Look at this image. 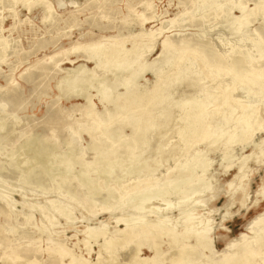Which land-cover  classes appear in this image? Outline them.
I'll list each match as a JSON object with an SVG mask.
<instances>
[{
	"label": "rangeland",
	"instance_id": "1",
	"mask_svg": "<svg viewBox=\"0 0 264 264\" xmlns=\"http://www.w3.org/2000/svg\"><path fill=\"white\" fill-rule=\"evenodd\" d=\"M218 1L221 10L215 13L203 5L193 9L195 0H0V104L5 105V110L0 109V199L15 202L14 208L8 210L0 201V264H4L3 256L11 255L15 248L34 254L30 258H34L36 264H58L59 259L51 253L57 248L56 242L68 253L82 256L92 264H96L98 258L100 264H105L111 257L116 258L118 264H126L135 252L138 239L134 237L130 244L112 250L100 249V245L105 238H114L117 231L124 228L123 222L117 223V220H126L139 213L133 209L137 203L133 199L138 193L131 189L132 186L142 182L138 189L157 188L167 177L184 176L185 161L204 152L202 156L208 162L205 174L201 175L199 169L195 171L201 180L190 183L185 195L181 192L178 196H167L172 202L169 212L164 211L166 203L162 197L145 198L149 200H143L144 218L155 220L158 214L154 212L158 208L160 217H167L174 225L177 223V231L183 228L181 215L185 213L195 218V227L208 223L214 255L207 249H197L189 264H218V256L229 243H235L241 234L252 235L248 225L254 218L264 215V144L257 146L264 140V129L255 126L250 139L234 143L225 154L221 145L209 148L201 142L184 148L176 132L181 125V113L173 108L170 123L160 125L158 134L150 132L147 144L138 150L142 153L140 159H136L138 164L134 163L130 168L127 158L122 157L119 164H113L107 170L103 163L92 167L95 152L90 146V136L95 137L97 144L101 138L106 140L108 137L100 132L90 135L79 131V125L91 124V119L83 115L86 103L77 97L81 93L72 92L70 99H66L59 91L65 85L60 83L62 78L72 75L71 71L78 65L93 68L92 62L72 49L105 38H129L140 32L153 34L155 49L147 55V62L159 53L164 39L175 48L182 43L190 46L202 43L199 50L216 54L243 51L245 55L246 50H250L248 57H254L256 52L252 44L264 42V0ZM238 7L243 8L247 23L232 33L230 30L237 23L235 19L240 16ZM134 13L141 15L140 21L145 19L142 27L136 24L138 20ZM170 20L174 21L169 25ZM204 44L205 48L202 47ZM114 78L110 75L102 82L110 89ZM154 81V76L146 72L136 79V84L149 92ZM88 82L85 80L75 90L92 96L93 109L101 114L104 108L99 102L98 84ZM190 90L187 85L180 86L174 92L178 91L173 100L190 97ZM117 91L123 93L120 87ZM235 95L246 97L242 89ZM214 118L216 116L210 120ZM261 119L258 124L264 122V115ZM129 131L125 130V137L130 135ZM72 132L75 134L69 144ZM34 133L48 138L47 144H50L46 148L48 155L41 157L42 160L34 159L37 164L21 146L23 140ZM102 150L99 148L98 151ZM119 150L118 153L124 156V151ZM161 150L162 156L155 161ZM69 157L78 162L67 165ZM87 167L94 170L81 177ZM30 169L33 173L25 182L23 177ZM89 183L95 184L98 195H85ZM196 184L199 187L208 184L209 189L191 196L190 190L196 188ZM48 200H54L55 207L62 209L61 213L70 211L69 220L50 207ZM195 201L197 205L193 204ZM31 206L34 208L30 210ZM41 208L45 209L49 222L41 217ZM26 214H32V219L25 224L23 215ZM100 226L104 227L106 235L99 236L96 241L90 240L87 249L83 243L86 229ZM135 231L140 232L137 228ZM48 235L53 241L47 242ZM159 243L163 253L155 264H169L175 250L169 246L167 238ZM152 256L146 246L140 248V258ZM68 263L69 256L63 259V264Z\"/></svg>",
	"mask_w": 264,
	"mask_h": 264
},
{
	"label": "bare ground",
	"instance_id": "2",
	"mask_svg": "<svg viewBox=\"0 0 264 264\" xmlns=\"http://www.w3.org/2000/svg\"><path fill=\"white\" fill-rule=\"evenodd\" d=\"M193 5L195 10L200 5L211 8L215 13L221 10L218 0H195ZM238 10L240 11V16L235 19L237 23L232 26V30H230L232 33L238 32L247 23L243 8L238 7ZM187 14L193 16L192 13ZM134 17L138 20L136 24L142 27L145 19L140 21L141 15L138 13H134ZM173 21L170 20L168 22L169 25ZM154 38L155 36L151 33L140 32L133 37L105 38L72 49L74 53H80L85 56L87 61L92 62L93 68L90 70L83 64L78 65L71 71L72 75L62 78L60 83H65V85L59 91L66 99H70V93L72 92L81 93L77 97L80 96L85 101L86 107L83 115L86 119H91V124L89 126L79 125V131L81 129L90 135L100 132L103 136L108 137L106 140L101 138L99 144H97L95 137L90 136V146L95 152L94 160L91 163L92 167L103 163L108 170L113 164H119L122 157L127 158L130 168L132 164H138L136 159H140L139 157L142 155L138 150L142 147L144 148L147 144L150 132L153 134L159 133L161 130L160 125L170 123L169 120L173 113V108L181 113L179 116L181 125L176 132L178 138L183 142L184 148L192 147V145L201 142L205 143L209 148L221 145L225 154L234 143H241L250 139L255 131L253 129L255 126H257V129H264V122L262 124L257 123L258 119H261L262 115H264V102L262 103L264 100V42H254L252 49L256 52V55L248 57L250 50H246L247 55L243 54V51L221 54L217 52L216 54V52L210 50H201V48L199 50L198 48L202 43H197V46L182 43L179 48H175L164 39L161 42L159 53L155 55L151 62H147V55L155 49ZM128 42L129 44H127ZM202 47L205 48L206 44ZM69 62L70 64H75L73 61ZM146 72L151 73L155 79L152 90L149 92H144L136 84V79ZM119 74L121 77L114 78V76ZM110 75L114 78V84L109 89L102 81ZM86 76L88 79H86ZM84 79L89 80L91 85L94 82L98 84L99 102L104 108L101 114L96 113L93 109L92 96L85 95L79 89L75 90L76 87L83 85ZM186 85L191 89V92H188L191 96L186 98L182 96L180 101L173 100L175 99L174 94L178 93V91L174 92L180 86L186 87ZM119 87L123 90V93H118L117 89ZM240 89L244 90L246 97L235 95ZM180 95L179 97H181ZM0 109L1 111L5 110L3 103L0 104ZM212 116H216V118L210 120ZM126 129L130 130L128 137L124 135ZM74 134L75 132H72L68 141L69 144H71ZM48 140V138L34 133L28 135L21 146L23 150L26 149V154L31 155L33 162L37 164L34 159L39 160V158L48 155L46 152V148L50 147V144H47L49 143ZM262 144H264V140L257 146L260 147ZM99 148H103L102 152L98 151ZM120 148L124 151V156H122V153H118ZM204 154L205 152L201 153V155L194 154L191 156L190 159L185 161L183 166L184 169L182 171L186 170L185 175L167 177L168 179L166 178L165 181L163 180L158 185V189L154 187L151 189L146 188L145 190L138 189L142 182L132 186L131 189L137 190L136 193H138L135 200L133 199V201L137 202L133 209L134 211H139V213L137 216H131L126 220H121V218L117 220V223L123 222L124 228L118 230L117 236L114 238H105L100 245V249L112 250L117 246L128 245L131 243L132 238L135 237L139 242L135 244V252L129 256L126 264H155L158 262V258L163 253L160 249L159 241L163 238H167L169 246L175 250L171 254L169 264H189L192 261V255L197 249L201 251L207 249L212 253L213 245L209 237L211 229L208 223L195 227L193 225L195 218L190 213L188 215L185 213L181 215L183 228L177 231V223L174 225L167 217L159 216L160 209L156 208L155 212L153 210L154 213L158 214L153 221L146 220L143 213L145 211L143 206L145 202L143 200L148 201L149 199L145 198L157 199L158 197L164 199L163 201L166 203L164 211L169 212L172 209V202L168 197L172 194L178 196L181 192H184L183 194L185 195L187 193L186 187L190 183L197 179L201 180V177L197 176L195 171L199 169L202 173L201 175L206 171L208 162L202 156ZM160 156H162V150L155 156V161ZM47 161L45 160V162ZM76 161V158L69 157L66 164L71 165ZM124 161L123 164L125 163ZM147 163L149 165L150 162ZM40 165L42 166V164ZM44 167L42 168L44 169ZM93 170L87 167L83 170L81 177H85ZM182 171L180 170L179 172L181 173ZM32 173V169H30L23 177V181L28 182V178H31ZM41 174L45 175V172H41ZM145 181L146 179L143 182ZM200 182L202 183V181ZM200 182L197 181L196 183L200 184ZM207 185L203 184L202 187L200 186L201 188L197 185L196 188L190 190L192 191L191 196L209 189ZM86 188V196L99 194L98 188L93 183H89ZM112 196L113 194L110 192V197ZM0 201L3 202L4 207L8 210L15 206V202H11V200L0 199ZM47 203L55 211L61 213L62 209L55 207L54 200H48ZM194 203L197 205L196 201ZM33 208L34 206H31L29 209ZM39 213L44 220L49 222L45 209L41 208ZM61 215L68 221L71 213L64 210ZM23 219L25 224L28 223L32 219V214L23 215ZM136 228L140 232H136ZM248 229L252 235L246 237L247 235L241 234L235 243H229L223 253L218 256V264H264V215L254 218L248 225ZM37 230L43 232V229L37 228ZM9 232L7 231V233ZM85 232L86 236L83 239V243L86 248L89 246L90 240L96 241L99 236L104 237L106 235L103 226H100V228H87ZM47 237V242L53 241L51 235ZM190 240L194 243L190 244ZM188 242L189 244H186ZM55 245L57 248L51 253L55 259H59L58 264H63V259L67 256H69L68 264H92L82 256L68 253L61 243L56 242ZM142 246H146L153 253V256L140 258L139 252ZM212 254L214 255V252ZM33 256L34 254L32 253H24L22 249L15 248L11 255L3 256V263L36 264L37 261L34 258H30ZM98 256L100 257V253H98ZM200 257L203 256L201 255ZM53 264L56 263L54 262ZM96 264H100L99 258ZM105 264L118 263L116 258L111 257Z\"/></svg>",
	"mask_w": 264,
	"mask_h": 264
}]
</instances>
